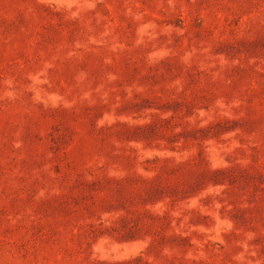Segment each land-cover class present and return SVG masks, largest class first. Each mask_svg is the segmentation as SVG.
I'll return each instance as SVG.
<instances>
[{"label": "rangeland", "instance_id": "rangeland-1", "mask_svg": "<svg viewBox=\"0 0 264 264\" xmlns=\"http://www.w3.org/2000/svg\"><path fill=\"white\" fill-rule=\"evenodd\" d=\"M0 264H264V0H0Z\"/></svg>", "mask_w": 264, "mask_h": 264}]
</instances>
